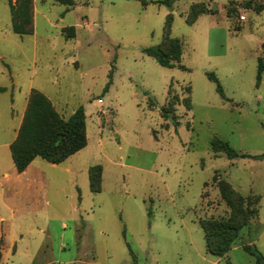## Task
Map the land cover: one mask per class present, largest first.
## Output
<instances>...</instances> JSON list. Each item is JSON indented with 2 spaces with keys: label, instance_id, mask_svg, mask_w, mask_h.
I'll use <instances>...</instances> for the list:
<instances>
[{
  "label": "rangeland",
  "instance_id": "obj_1",
  "mask_svg": "<svg viewBox=\"0 0 264 264\" xmlns=\"http://www.w3.org/2000/svg\"><path fill=\"white\" fill-rule=\"evenodd\" d=\"M160 1L33 0V32L20 36L17 0H0V264H257L264 256V0H178L172 9ZM170 24L183 69L143 53L164 44ZM33 90L65 119L83 106L88 145L58 165L36 158L20 174L10 145ZM175 96L178 127L161 113ZM215 138L262 158L230 160L213 150ZM93 167H101L99 193ZM226 182L242 198L233 211ZM231 216L247 224L225 255H213L201 222Z\"/></svg>",
  "mask_w": 264,
  "mask_h": 264
},
{
  "label": "trees",
  "instance_id": "obj_2",
  "mask_svg": "<svg viewBox=\"0 0 264 264\" xmlns=\"http://www.w3.org/2000/svg\"><path fill=\"white\" fill-rule=\"evenodd\" d=\"M12 1V0H10ZM62 5H73V0H56ZM178 0H161L160 4L172 9ZM247 8H251L250 2L246 3ZM13 32L20 36L31 35L33 32V0H17V5H12ZM202 7L198 11L192 10L188 18V24L193 25L198 17L206 13ZM172 24L165 31V42L163 45L150 47L143 50V53L153 58L160 66L165 68L184 67L180 65L183 55L182 43L179 39L171 38ZM75 36L73 35L72 38ZM264 65L259 62L257 83L261 82ZM110 83L113 73H110ZM207 78L216 85L217 92L224 99H227L222 85L215 73H207ZM3 91L4 89H0ZM177 96L171 98L162 108V117L166 120H173V125L178 127L175 111L178 100ZM177 100V102H176ZM188 110L192 109L191 102H188ZM88 145L86 129V112L83 106L77 108L69 119H65L55 109L50 100L41 92L33 90L24 114V118L19 129L17 138L10 145V151L16 170L18 173L25 172L36 158H42L47 162L58 165L65 162L71 156L83 150ZM215 152L224 153L230 160L239 158H262L248 154H242L233 149L228 142L215 138L212 142ZM101 170V167L90 169L91 189L99 193V187L95 185L93 173ZM97 183H100V181ZM223 193L227 195V200L233 209L238 206L239 195L229 183H224ZM261 201V199H260ZM244 203V202H243ZM246 222L240 224L238 220L231 216L222 220H203L202 229L205 233L208 251L216 256L222 257L236 241L240 230L246 226ZM1 257V253H0ZM257 264H264V256H259Z\"/></svg>",
  "mask_w": 264,
  "mask_h": 264
}]
</instances>
